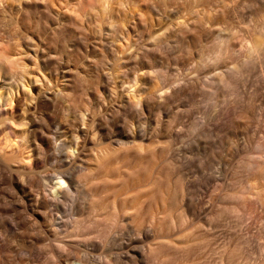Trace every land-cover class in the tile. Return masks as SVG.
I'll return each mask as SVG.
<instances>
[{
    "label": "rangeland",
    "instance_id": "rangeland-1",
    "mask_svg": "<svg viewBox=\"0 0 264 264\" xmlns=\"http://www.w3.org/2000/svg\"><path fill=\"white\" fill-rule=\"evenodd\" d=\"M102 1L85 0L84 5L75 10V7L68 8L67 0H55L54 8L61 15V18L55 21V25L64 28L66 26L61 23H71L76 30L75 34L81 31L79 28L81 27L85 28L94 37H100L101 35L102 38H106L109 36V39L114 42V46L120 45L119 48L126 41L124 38L129 37L130 42L128 41L126 47L130 46V50L142 49L141 46L146 43L150 45L151 49L148 52L141 51L136 64L127 63L118 68L108 65L105 67L106 64L102 66L103 73L106 72L108 67L105 74H108L112 68L113 71L111 72L113 74L110 73L112 74L111 86L114 79L112 87L115 88L114 91L110 86L109 90L111 93L114 91V94L108 92L110 97L106 101L107 109L105 111H100L98 108H95V110L97 109L95 111L89 102L86 108H83L84 101L72 95L59 97L56 106L51 110V116L55 117V122L59 123L60 121L58 125H61V128L68 125L63 122L69 123L67 129L62 128L61 130L64 133L62 136H66L67 131L68 135L64 136L66 139H69L70 135L68 128L71 130V127L74 128V126L86 127L94 134V140H91V134L83 149L85 160L83 166L86 170L95 167V156L107 154V159L97 168L95 175L84 181V184H78L80 190L78 187H74L73 196L80 198L81 201L85 193L83 189L90 186L98 198L109 203L116 201L118 204L129 207L128 213L131 214L132 219H135V223L138 222V224L143 225L145 229H149L147 227L154 222V217L158 216L155 215V212L159 210L161 212L159 216L162 218L160 220L163 221L164 219L163 222L167 227L165 229L167 234L164 231L166 236L164 238L168 237L167 239H169L170 233L172 237L169 240L158 239L160 241H156L160 242L163 248L166 247L171 257L177 262L187 261L191 264H264V249H260L264 242V237L262 238L264 235L258 232L262 231L260 229L264 225L263 208H260L261 210L257 208L256 211L253 209L252 212L248 208L244 211L239 210L238 214L241 216L238 219L241 217V220L234 219L235 217L231 216L237 213L226 215L223 218H232L228 220L221 218L217 220L218 223H215L214 226L199 228L193 235L191 233V236L179 232V227L182 226L177 225L175 227L171 225L172 221L170 225L168 224L173 217L179 218V216H176V214L179 215L177 211L173 210L175 213L172 211L162 213L163 196L165 198L164 194L171 187L173 188L177 180L176 174L162 161L163 156L178 160L182 165L184 163L183 169L185 172L188 171L186 176L195 182L197 181V183L201 182L202 185L207 187V189L203 188L200 193L201 198L203 197L204 200L203 210L205 214L210 209L215 210L218 206H224L223 199L220 200L221 204L219 201V203L216 202L214 198L215 195L222 192H220V187L223 189V187L227 188V185L228 187L232 184L235 185L236 180L238 181L246 173V170L244 169V171L240 165L245 159L244 156L247 155L245 152L243 153L244 149L251 147L249 148L250 152L260 160L258 162L264 160V147L257 144V142L264 141V11H261L264 10V0H226L225 2L209 0L208 3H202L200 0H170L172 1V8H176L175 5L178 6L181 2H185L188 3V9L181 11L176 16L174 15L169 21L154 20V17L151 18L152 15L149 14L148 18L150 20L147 18V25L145 28L142 27L143 31L138 33L132 27L131 7L129 5L123 4L121 0H104L103 2H106L107 5ZM195 15L201 18L203 24L195 23ZM65 17L69 19V22H65ZM185 22L189 23V31L192 33L193 38H188L183 32L185 31ZM148 33L151 34L152 39L153 37L157 38V41H154L155 43L149 42ZM45 36L51 37L53 33L47 31ZM256 41L259 42V46L251 53L248 47ZM159 43L161 45H158ZM107 45L111 46L110 43ZM241 45L244 47L241 48ZM136 74L137 76H135ZM131 76L132 78L136 77V79L138 77V79L133 81ZM175 77L177 82L174 83ZM127 81H132L134 85L137 81V84L133 86V83ZM163 81H167L165 82L166 85ZM127 83L130 87H133V92L144 86L147 87L144 89L146 93L154 92V90L162 87V92L157 95L163 96L158 101L157 99H151L150 104L143 106L142 109H139V105H137L138 111L136 106L130 105L128 107L129 104L120 108V97L126 92L124 88H130ZM177 85L181 86L180 91L176 93L174 89ZM169 86L170 88H168ZM166 94L167 98L165 100L163 98ZM113 102L117 106L113 105ZM162 105L164 106L162 107ZM160 106L162 108H159ZM160 117L164 119L162 120ZM94 119H96V123L93 122ZM159 119L162 121H159ZM46 121L48 122V120ZM137 121H141V125ZM82 122H84L83 125ZM135 123H138L140 127H137ZM157 123L161 125L159 126L160 129L156 126ZM133 128L135 131H133ZM40 129L45 130L44 132L48 131L47 127ZM129 129L132 131L129 132ZM143 129H151L149 133L153 131L152 129H155V133L154 131L150 133V138L149 133H147L148 137L142 136L143 139H141L142 137H136L134 141H129L131 139L127 138L128 135H139L138 133L141 135ZM227 129H234L236 133L230 134ZM172 135L174 137H171ZM151 136L158 140L149 144ZM81 138H84V134L81 135ZM146 138H149V140ZM117 139L127 143L121 144ZM140 146L143 148H138ZM260 147L262 148L260 149ZM53 150L51 151L53 155L50 153L48 158L42 155L34 160L33 151L28 153L25 149L20 162L22 161L26 170L32 169L34 177L38 180L45 176L52 177L63 164L62 160L65 159L63 155L56 152L55 149ZM185 165L188 170L185 169ZM68 168L73 170L75 166L70 164ZM46 173L48 174L46 175ZM9 181L4 180L6 182L4 184V202L8 203L9 200L11 202L15 199L16 205L10 213H7L8 215L4 213V218L6 217V221L4 220V243L6 244L12 240L7 219L11 220L12 217L21 214L26 224L28 221L31 222H29L30 225L28 223L29 228L27 226L23 227L24 229L16 227V232L21 229L18 233L22 235V241L23 238L25 239L24 243L20 240L14 241V245L16 244L15 249H20L21 243L24 245L27 241L35 242L37 235H40L43 237L44 241L42 242L44 243H39V246H41L39 248L40 250L46 249L45 254H48L44 255V259H48V261L45 260V263H53V259L48 252L50 246L53 247V244L58 242L56 241L58 237L63 239L62 234L66 233L65 231L68 232L69 223L74 217L86 220L89 216L80 215L79 217L78 214V216H74L69 211L62 212L60 210V213L57 214L60 217L58 225L50 227L47 220L32 215L31 202L29 203V200L20 191L16 192V189L19 190L17 188L19 183ZM146 184H148V188L144 190ZM216 187H219V190ZM35 188H31V192L37 196ZM214 188L217 190H214ZM78 192H80L79 195ZM13 195L14 198H12ZM20 195H22V198H20ZM23 198L24 200H22ZM20 199L22 202H19ZM224 203L225 205L228 204L227 201ZM26 208L27 210H25ZM24 214L27 215L24 216ZM9 215L10 217H8ZM60 220L63 222H60ZM230 220L235 223L238 221L239 224L233 223L232 225ZM32 225L36 228L31 227ZM230 225L236 230V234L244 233V235L247 234L245 237L252 239L250 243L248 242L250 246L247 244L250 248L244 244L246 247L241 246L246 249L239 250L238 248L241 247L236 246L238 250H235V243L232 244L233 247L232 245L229 247L231 242L228 241L230 235L234 232ZM55 228L60 231L58 233L60 235H55L57 234ZM256 233L260 237H256ZM47 243H50L48 244L49 247H47ZM144 243H147V241ZM158 243L157 245H159ZM100 252L96 251L95 254L100 255ZM16 253H12V255ZM4 264L6 263L4 262Z\"/></svg>",
    "mask_w": 264,
    "mask_h": 264
},
{
    "label": "bare ground",
    "instance_id": "bare-ground-1",
    "mask_svg": "<svg viewBox=\"0 0 264 264\" xmlns=\"http://www.w3.org/2000/svg\"><path fill=\"white\" fill-rule=\"evenodd\" d=\"M54 1L55 0H0V264H4V262L6 264L48 263H45V260L48 261V259H44V255H48L45 254L46 249L40 250L39 248L41 247L39 246V243H44L42 242L44 241V239H42L43 237L37 235V239L34 238L35 242L27 241L29 244L26 242L23 245L25 238H23L22 241V235L18 233L21 229L18 232L15 231L16 227L23 228L27 226V228H29L28 223L31 221H28L26 224L21 214L14 215L15 217H12L11 220L7 219L9 221L8 225L11 230L10 234L12 237H10L12 240L11 242L7 241L8 243L6 244L4 243V220L6 218H4V213H10L16 205L14 201L15 199L11 200V202L9 200L8 203L10 202V204L4 202V184L6 183L4 180H11L14 183H19L17 184L19 190L17 191L15 188L16 192L20 191V193L29 200V203L31 202L30 208L32 210V215L47 220L50 227L52 225H58V219L60 217L57 216V214L60 213V210H62V212L69 211L74 216H89L86 220L74 217L69 223L70 228L68 226V232L65 231V235L62 234L63 239H59V237L58 239L55 238L58 242L54 243L53 247L50 246L48 251L53 259V263L50 264H191L189 262L187 263V261L177 262L171 257V254L166 250V247L163 248L162 244L156 241L158 239L169 240L170 237H172L170 233V236L167 235L169 236V239H167L168 237L166 239L164 238L166 237L164 231L167 227L165 226V222H163L164 219L163 221L160 220L162 218L159 216L161 213L159 210H156L155 212V215L158 216L154 217V222L147 227L149 229H145L143 225L140 223L138 224V222H136V224L135 219H132L131 214L128 213L130 210L129 207L124 204H118L116 201L109 203L106 200L98 198L92 190L93 188L90 186H86V188L83 189L85 193L83 194L81 201L79 200L80 198L78 199L73 196V190H75L74 187H78L79 189L78 184H84V181L91 176H94L97 168L107 159V154L95 156V167L86 170L83 166L85 163L83 149L85 143L92 134L91 131L86 127L84 128L81 126H74L75 124H70L73 125L74 128L71 126V130L68 128L70 135L69 139H66L65 137L68 135L67 131V135H64V137L62 136L64 133L61 130L62 128L67 129L69 123L63 122L68 125L61 128V125H58L60 121L59 123L55 122V117L51 116V110L56 106L59 97H69L72 95L84 101L83 108H86V105L91 103V107L94 108V110L95 108H98L100 111H105V109H107L106 101H108V97H110L109 95L115 91V88L112 87L114 79L112 80L113 84L111 86V75L113 74L111 72L113 71L112 68L108 74H105L108 67L107 70L104 69L106 72L103 73L102 66L106 64L105 67L108 65L118 68L127 63L136 64L140 58L141 51L148 52L151 47L146 43L141 46L142 49H134L133 45L134 50H130V46L126 47L130 38H124L125 36L123 35L126 43L124 42V46L121 45L122 47L119 48L120 45H115V47L113 44L114 42L109 39V36L106 38H102L101 35L100 37H94L91 36L85 28L81 27H79L81 31L78 34H75L74 32L76 30L71 23H61L63 26H66L64 28L56 26L55 21L60 19L61 15L58 10L54 8ZM84 1L85 0H67V6L68 8L75 7L76 10L84 5ZM121 1L123 4H127L131 7L130 13L132 18L131 22L133 23L132 27H134L137 33L143 31L141 28H145L147 25L146 20L149 14L152 15L151 18L154 17V20L169 21L174 15L176 16V14H179L181 11L183 12V10L186 11V9H188V3L185 2H181L178 6L175 5L176 8H172V1L170 0ZM208 1L209 0H200L202 3H208ZM225 1L226 0H216V2ZM104 4H106V2ZM261 11L264 10L262 9ZM64 19L65 22H69L68 18L65 17ZM148 20L150 19L148 18ZM195 23L203 24V21L198 15H195ZM189 28V23L185 22V31L183 32H185V36L188 38H193ZM47 31H51L53 36H45ZM148 36L151 39H149L150 43H155L154 41H157V38L153 37L152 39L151 34ZM109 43L111 46L107 45ZM129 45L131 44L129 43ZM158 45L161 44L159 43ZM258 46L259 42L256 41L247 47L249 51L253 53ZM240 47L243 48L244 46L241 45ZM135 76H137V74ZM132 79L134 81L137 80L138 77L137 79L136 77H133ZM176 80L175 77V80H173L174 83ZM178 81L180 80L178 79ZM130 82L133 83L132 81ZM165 82L163 81V83ZM135 83L137 84V81ZM178 84L180 83L178 82ZM132 85L135 86L134 83ZM110 86L113 88L112 90H114L112 93L109 90ZM128 86L130 87L129 84ZM180 86L181 85H177L174 92L177 93L180 91ZM145 87L146 86L139 87V91L137 90L136 92H133V87H130L131 89L128 87L124 88L126 92L123 94L125 95L121 93V99L118 97L120 99V101L118 99L120 108L129 104L128 107L130 105L136 106L137 109V105H139L138 108L142 109V107H145L151 99H157L158 101V99L163 96L160 94L159 96L157 95L163 90L159 85V88L154 90V92L148 93L144 90ZM168 88H170V86ZM108 92H110V94ZM165 98H167V94L163 99ZM88 99H90V101H88ZM113 105H116V103ZM163 106L164 105H162V107ZM108 107L110 106L108 105ZM162 107L160 106L159 108ZM126 109L128 108L126 107ZM95 111L93 112L96 113ZM161 119H159V121H162L164 118ZM46 120H48V122ZM95 120L96 119H94L93 122H95ZM141 121L137 122H140L141 125ZM84 122H82V125ZM143 122L145 123V121ZM138 123L135 124L137 127H140ZM156 126L159 127L161 125H158L157 123ZM43 127H47L48 131L44 132L45 130L40 129ZM149 130L151 129H143L141 135L140 133H138L139 135H128L127 138L131 139L129 141H134L136 137H146ZM152 130L155 133V129ZM131 131L132 130L129 129V132ZM133 131H135L134 128ZM153 131L150 133H153ZM150 133L148 134L149 138ZM228 133L234 134L236 131L234 129H229ZM82 134H84L83 139L81 138ZM121 136H123V134H121ZM93 137L94 134L90 137L92 141L94 140ZM171 137L174 136L172 135ZM149 138L146 139L149 140ZM141 139H143V137ZM117 140L121 144L127 143L119 139ZM157 140V138L151 136L149 144L154 143ZM263 142H257L258 146L264 147ZM138 148L142 149L143 147L140 146ZM249 148H246L247 150L244 149L245 151H243V153L245 152L247 155L244 156L245 159L242 161V164L239 163L241 167H243V170H246V173H244L245 170H242L245 175L243 174L242 178H239L238 181L236 180L235 185L231 183L232 185L229 187L227 185V188L223 187L222 189V187H220V192H222H218L219 194L215 195L216 197L214 196L216 202L219 201L221 203L220 200L223 199V201H227L228 204L225 205L222 201L224 206H218L216 203L218 207H215V210L210 209L206 214L203 210L204 200L203 197L201 198L202 195L200 193L203 188L207 189V187L202 185L201 182L197 183V181L195 182L186 176L188 171H184V163L182 165L178 160L163 156L162 161L165 162L177 176V180L175 181L176 186L172 184L175 188L174 186L173 188L171 187L172 190H167L166 194H164L165 198L163 196L162 213L165 214V212L167 213L168 211L174 212L173 210H175V212L177 211L179 214H176L179 218H170L172 220L169 219L170 221L168 224L170 225L172 223L171 225L175 227L177 225L183 227L184 225V231L181 229L182 227L180 228L179 226L180 231L179 229L178 231L191 236V233L193 235L197 229L212 225L214 226L215 223H218L217 220L226 215H231L232 213H237L236 215H238L236 218V215L232 214L231 216H234V219L241 220V217L238 219L239 216H241L238 214L239 210L244 211V209H249V211L252 212L254 210L256 211L257 208L264 209V162H262L264 160L258 162L260 160L253 156ZM261 148L262 147H260V149ZM25 149L28 153L33 151V154L35 155L34 160L40 158L42 155L45 158H48L53 149L63 155L65 159L62 160L63 164H60V169L58 168L56 171L54 169L55 173L52 177L41 176L42 178L38 180L34 177L35 175H33L34 171L32 169L26 170L24 167L25 165L22 164V161L20 162ZM70 164L75 166L73 170L68 168ZM186 168L185 165V169ZM47 174L48 173H46V175ZM33 187H36L35 191L37 192V196L33 195L31 192V188L33 189ZM145 188H148V184H146L143 189L145 190ZM216 188H214V190H217L219 187ZM78 189H76V191H78ZM79 193L80 192H78V195ZM12 198H14V195ZM20 198H22V195H20ZM22 200H24V198ZM22 200L19 202H22ZM23 203H25V201H23ZM19 204L22 205L21 203ZM25 210H27V208ZM26 215L24 214V216ZM8 217H10V215ZM225 218L223 219L228 220L232 217ZM222 220L220 221L222 222ZM231 221L232 220H230V222ZM60 222L63 221L60 220ZM236 222L238 223V221ZM231 223L233 225L235 222ZM169 225L168 227H170ZM232 225H230L231 228ZM262 226V228L260 227V230L262 231L258 232H261V234L264 235V225ZM31 227L36 228L33 225ZM233 230L234 229L232 228V231ZM34 231L36 230L34 229ZM235 231L236 230H234L233 234L231 233L230 240L228 239V242H231V244H227L230 247L235 243V250H243V248L246 247L244 244L249 245L252 239L249 238V240L245 237L247 234L244 235V233L242 234L241 232V234H236ZM56 232V236L60 235L58 234L60 233L58 229H56ZM257 233L255 236L260 237L257 236ZM165 234H167V232ZM255 236L253 238H255ZM263 237L264 236H262V238ZM16 240L23 242H20L22 244V246L19 247L20 249H15L14 247L16 244L14 245L13 242ZM52 240L54 239L52 238ZM146 241L147 243H144ZM50 243H47V247H49L48 244ZM157 243L161 247L157 245ZM248 245L247 247L250 246ZM236 246L241 248L236 249ZM260 249H264V242L260 246ZM232 250H230V252H232ZM96 251H101L100 255L95 254ZM15 252L17 253L12 255V253Z\"/></svg>",
    "mask_w": 264,
    "mask_h": 264
}]
</instances>
